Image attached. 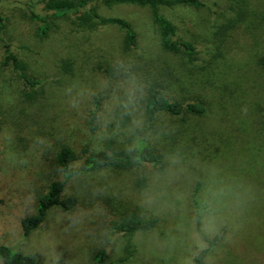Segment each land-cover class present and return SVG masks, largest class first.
Segmentation results:
<instances>
[{"label": "rangeland", "instance_id": "374dc122", "mask_svg": "<svg viewBox=\"0 0 264 264\" xmlns=\"http://www.w3.org/2000/svg\"><path fill=\"white\" fill-rule=\"evenodd\" d=\"M248 1L237 30L224 28L230 18L224 1L161 10L195 46L189 62L161 49L147 8L99 10L132 25L137 49L125 53L123 32L113 26L75 30L60 20L47 38H37L38 24L28 15L42 14L41 0H0V245L41 264H96L100 251L104 264H196L204 251L202 264H264V0ZM3 43L44 82L34 98L1 66ZM155 75L169 82V96L207 105L202 117L158 118L149 137L164 153V168L78 176L63 192L77 196V206L51 209L23 236L21 220L35 214L37 197L61 178L55 164L61 145L77 154L106 150L108 143L124 148L145 133L141 95ZM95 96L101 110L90 131ZM138 176L144 188L135 184ZM199 182L209 210L198 229L191 194ZM123 208L155 218V227L134 235L114 231L110 222Z\"/></svg>", "mask_w": 264, "mask_h": 264}, {"label": "trees", "instance_id": "16d2710c", "mask_svg": "<svg viewBox=\"0 0 264 264\" xmlns=\"http://www.w3.org/2000/svg\"><path fill=\"white\" fill-rule=\"evenodd\" d=\"M207 0H41L43 4L42 14L30 11L29 19L38 24L35 30L37 38L44 39L54 29L58 28V21L69 20V24L75 30L93 31L99 27L113 26L123 32L122 49L125 53L137 48V36L132 25L125 19L102 15L101 8L111 9L120 5H135L147 8L155 25L160 47L163 51L175 56H183L189 62H193L196 54L195 46L183 40L178 34L177 28L161 14L163 8L173 9L176 7H191L200 9L206 7ZM227 3L226 9L230 12V18L224 26L226 30H237V25L244 22L247 15L248 0H217ZM217 4V3H216ZM5 33L4 19L0 16V40H3ZM4 42V40H3ZM223 44L224 41H219ZM4 57L1 66L10 69L24 89L29 90L27 96L34 98V91L37 87H43V81L34 78L29 73L28 65L21 60L11 49L9 43L2 45ZM260 65L264 67V58H260ZM67 64H64L66 67ZM109 73V70H108ZM112 74V73H111ZM160 75H155L146 80L142 90L141 105L146 131L143 135L135 136L126 147L115 148L114 144L108 143L106 150H89L87 147L81 154L74 152L71 147L61 145L55 153V164L60 172L61 178L52 181L47 190L37 197L36 212L34 215L21 220L23 236L38 229L43 223L47 213L58 208L64 212L73 210L78 204V197L75 195L63 194L68 181L84 175L99 173L106 170L131 171L143 170L152 167L156 170L164 168V153L156 148L150 141V134L155 131V124L160 116L180 118L190 115L202 117L207 113V105L201 99L192 101H179L169 96L170 84ZM23 96V93H22ZM100 96H95L88 111L87 127L94 131L97 127L99 113L101 110ZM79 163L78 166L76 164ZM135 184L139 188L146 186L143 177L138 176ZM201 183L196 184L191 194V204L195 212V220L199 229L203 215L208 212L207 201L200 196ZM114 219L110 222L111 229L124 235H134L139 232H147L156 225L155 218L144 217L137 209L123 208L115 213ZM202 238L206 241L205 236ZM209 245L213 243L208 241ZM131 245L126 247L128 254H131ZM206 251L202 252L196 259V264H202ZM106 254L100 251L96 256V264L105 263ZM0 262L2 264H41L32 255L14 251L6 245H0Z\"/></svg>", "mask_w": 264, "mask_h": 264}]
</instances>
